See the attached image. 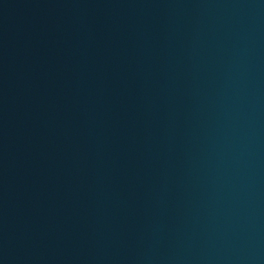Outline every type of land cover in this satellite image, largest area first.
Masks as SVG:
<instances>
[{
    "label": "water",
    "instance_id": "1",
    "mask_svg": "<svg viewBox=\"0 0 264 264\" xmlns=\"http://www.w3.org/2000/svg\"><path fill=\"white\" fill-rule=\"evenodd\" d=\"M0 264H264V0H0Z\"/></svg>",
    "mask_w": 264,
    "mask_h": 264
}]
</instances>
